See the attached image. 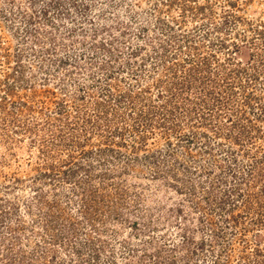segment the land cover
<instances>
[{
    "label": "rangeland",
    "instance_id": "rangeland-1",
    "mask_svg": "<svg viewBox=\"0 0 264 264\" xmlns=\"http://www.w3.org/2000/svg\"><path fill=\"white\" fill-rule=\"evenodd\" d=\"M0 264H264V0H0Z\"/></svg>",
    "mask_w": 264,
    "mask_h": 264
},
{
    "label": "trees",
    "instance_id": "trees-1",
    "mask_svg": "<svg viewBox=\"0 0 264 264\" xmlns=\"http://www.w3.org/2000/svg\"><path fill=\"white\" fill-rule=\"evenodd\" d=\"M235 48H236V46H235ZM237 48H238V46H237Z\"/></svg>",
    "mask_w": 264,
    "mask_h": 264
}]
</instances>
